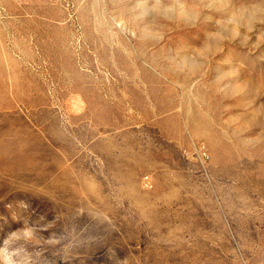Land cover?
<instances>
[{
	"label": "rangeland",
	"instance_id": "rangeland-1",
	"mask_svg": "<svg viewBox=\"0 0 264 264\" xmlns=\"http://www.w3.org/2000/svg\"><path fill=\"white\" fill-rule=\"evenodd\" d=\"M0 264H264V0H0Z\"/></svg>",
	"mask_w": 264,
	"mask_h": 264
}]
</instances>
